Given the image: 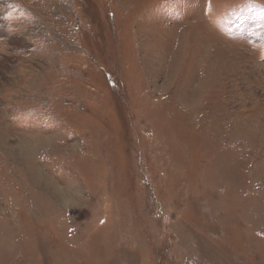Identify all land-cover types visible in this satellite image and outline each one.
Returning a JSON list of instances; mask_svg holds the SVG:
<instances>
[{
  "label": "rangeland",
  "instance_id": "obj_1",
  "mask_svg": "<svg viewBox=\"0 0 264 264\" xmlns=\"http://www.w3.org/2000/svg\"><path fill=\"white\" fill-rule=\"evenodd\" d=\"M0 264H264V0H0Z\"/></svg>",
  "mask_w": 264,
  "mask_h": 264
}]
</instances>
